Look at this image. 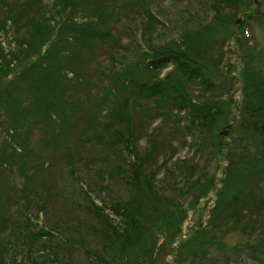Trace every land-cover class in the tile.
<instances>
[{
    "label": "trees",
    "instance_id": "1",
    "mask_svg": "<svg viewBox=\"0 0 264 264\" xmlns=\"http://www.w3.org/2000/svg\"><path fill=\"white\" fill-rule=\"evenodd\" d=\"M164 1L0 0V264H264V0Z\"/></svg>",
    "mask_w": 264,
    "mask_h": 264
},
{
    "label": "rangeland",
    "instance_id": "2",
    "mask_svg": "<svg viewBox=\"0 0 264 264\" xmlns=\"http://www.w3.org/2000/svg\"><path fill=\"white\" fill-rule=\"evenodd\" d=\"M154 9H155V13L157 12L160 16H163L164 19L168 22V27H166V29L161 28L160 38L161 37H168L169 35H172V36L174 35V31H173L175 29V24H174L175 22L174 21H180L182 15L183 16L196 15V18H199V17L205 16L206 12H207V14H210V12L207 11L208 8L202 4L201 0H193V2L188 1V0H165L161 4V7H159V5H155ZM141 28H142V23L137 18L136 20H134L130 23V26H129L130 30L127 31L126 30L127 28L125 30H126V32L133 35V33H136V32L140 33ZM249 35H251L249 38V41H248L249 46L253 45V44L255 45V43H258L259 47L264 49V28L262 29L260 27L259 28L257 27ZM230 50H231V52H228L226 55V61L227 62L231 61L233 63V65H235L239 62H238L237 55L235 54L236 45H234V43L231 44ZM170 68H171V66L168 69L164 70L163 74H165L168 70H170ZM239 85L240 84L237 83V85L235 86V89H234L235 92H238L237 94L240 93V90H239L240 86ZM151 126H152V129H156L159 126L163 127L164 125H163V122H161V120H159ZM167 129H169V128H167ZM167 129H164V131H162L166 137H168V134H166V133H168ZM172 135H173V133L171 134V136ZM174 137H177V139L170 137L169 140H171V142H173L172 144H174L176 146L178 145L180 147L179 151L177 152V156L174 160H176L178 158L184 159L185 157L188 156V154L192 151V149H191V147L182 146L181 143H182L183 139L181 138V136L176 135ZM188 141L190 142L191 139H188ZM142 145L146 146L145 143H143ZM160 171H162V173L159 175V177L161 178L162 175L164 174V172L162 169H160ZM210 171L214 172L213 164L210 165ZM67 182H68L67 184L70 188L71 183H69V181H67ZM164 183H166L165 186L167 187L168 186L167 181H165ZM63 189L64 188H61L59 190V193H60L59 199L60 200L58 203L59 205L57 207V220L60 219V217L66 216V215H68L70 218H75L76 216H80V214H77L76 210L72 207V203H71V200L69 199L68 192L65 193L63 191ZM119 190L117 189V187L115 188L116 193L119 192ZM188 220L189 221L184 226V234L185 235H187L190 228L192 226H194L195 220L197 222V217H193V215H191V217ZM236 239H237L236 237L231 238L230 242L234 243V242H236ZM241 264H256V263H253L251 261H247V262H243Z\"/></svg>",
    "mask_w": 264,
    "mask_h": 264
},
{
    "label": "water",
    "instance_id": "3",
    "mask_svg": "<svg viewBox=\"0 0 264 264\" xmlns=\"http://www.w3.org/2000/svg\"><path fill=\"white\" fill-rule=\"evenodd\" d=\"M228 128H231V126H229Z\"/></svg>",
    "mask_w": 264,
    "mask_h": 264
}]
</instances>
